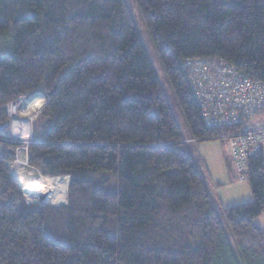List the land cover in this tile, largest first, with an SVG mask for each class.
<instances>
[{
  "label": "trees",
  "instance_id": "obj_1",
  "mask_svg": "<svg viewBox=\"0 0 264 264\" xmlns=\"http://www.w3.org/2000/svg\"><path fill=\"white\" fill-rule=\"evenodd\" d=\"M132 1L190 139L126 0H0V129L44 93L28 162L69 178L66 205L28 204L0 141V264H264V147L252 200L219 215L187 143L240 128L206 126L183 68L222 61L264 83V0Z\"/></svg>",
  "mask_w": 264,
  "mask_h": 264
},
{
  "label": "built area",
  "instance_id": "obj_2",
  "mask_svg": "<svg viewBox=\"0 0 264 264\" xmlns=\"http://www.w3.org/2000/svg\"><path fill=\"white\" fill-rule=\"evenodd\" d=\"M183 68L195 99L201 106L206 126L232 125L240 128L226 138L236 175L241 181L244 180L248 158L264 147V121L257 120V116L264 112V83L236 72L222 61L195 59L186 62ZM44 96L43 99L47 101ZM27 97H20L8 105L9 123L6 129H0V141L15 143L21 140L22 126L17 117L20 103ZM28 129L32 130L31 121Z\"/></svg>",
  "mask_w": 264,
  "mask_h": 264
},
{
  "label": "rangeland",
  "instance_id": "obj_3",
  "mask_svg": "<svg viewBox=\"0 0 264 264\" xmlns=\"http://www.w3.org/2000/svg\"><path fill=\"white\" fill-rule=\"evenodd\" d=\"M128 6L135 17L136 26L138 32L148 50V53L152 59V62L157 70L158 77L160 78L171 107L177 117V120L180 124V127L187 139H190V134L186 125V122L182 116V113L179 110V107L175 101V98L170 90V87L165 79L159 58L156 54V51L150 41V38L144 28L137 7L134 5L132 0H126ZM2 39H0L1 41ZM4 42H1L0 45L4 48ZM5 54L4 49L0 54ZM12 53V49L9 50V54ZM42 92L33 93L27 95L28 97L21 101V109L18 114L17 120L19 125H21L20 134L21 140H17L13 148L15 159L8 162V167L14 177L21 184L23 191L26 195V200L28 204L34 206H46L52 205L60 207L63 204L59 200L52 199L51 194L42 193L41 196L32 198L30 192L25 189H33L36 186V183L40 180L45 181L48 185L53 187H60V185L67 181L68 177H63L60 183L56 186L53 180L46 179L36 168L31 167L28 162V148L33 139V128L39 123V116L42 113L44 106L46 105V100H40L39 104H32L31 98L38 96ZM42 95V96H43ZM25 97V96H24ZM46 97V96H44ZM29 101V102H28ZM19 103V102H18ZM257 120L264 121V112L257 116ZM17 121V122H18ZM31 121L32 130L28 129V123ZM18 124V123H17ZM29 132L31 133V139H29ZM35 134V130H34ZM188 151L193 157V160L198 167L205 183L208 188L211 199L214 203L215 209L219 215L223 214V209L227 206L245 203L252 200V193L248 183V180L244 178L243 181L236 178V175L232 167V157L230 153V148L228 141L225 139L217 140H207V141H188ZM3 147V143L0 142V150ZM22 153V154H21ZM23 155V157H22ZM49 178V177H47ZM60 178V177H59ZM58 179V178H57ZM224 225L226 226L225 221L223 220ZM227 237L231 241L233 247L238 251L236 244L234 243L230 230H227Z\"/></svg>",
  "mask_w": 264,
  "mask_h": 264
},
{
  "label": "bare ground",
  "instance_id": "obj_4",
  "mask_svg": "<svg viewBox=\"0 0 264 264\" xmlns=\"http://www.w3.org/2000/svg\"><path fill=\"white\" fill-rule=\"evenodd\" d=\"M42 99L43 96L38 95L36 97L31 98V102L32 104H39L40 100ZM68 184L69 180L68 183L67 181L63 182L60 187H53L48 185L45 181L39 180L33 189L25 190L30 192L32 198L39 197L42 193H48L51 194L52 199H55L56 201L59 200L62 203H67Z\"/></svg>",
  "mask_w": 264,
  "mask_h": 264
},
{
  "label": "crops",
  "instance_id": "obj_5",
  "mask_svg": "<svg viewBox=\"0 0 264 264\" xmlns=\"http://www.w3.org/2000/svg\"><path fill=\"white\" fill-rule=\"evenodd\" d=\"M3 149V147L1 148V150ZM0 150V151H1ZM243 181V180H242ZM248 202V201H247ZM258 225L264 229V215L258 219Z\"/></svg>",
  "mask_w": 264,
  "mask_h": 264
},
{
  "label": "water",
  "instance_id": "obj_6",
  "mask_svg": "<svg viewBox=\"0 0 264 264\" xmlns=\"http://www.w3.org/2000/svg\"><path fill=\"white\" fill-rule=\"evenodd\" d=\"M51 94H52V93H51ZM51 94H50V95H51ZM6 127H8V126H6ZM14 152H15V151H12L13 154H14ZM60 178H61V177H60ZM66 204H67V203H63V204H61L60 206H64V205H66Z\"/></svg>",
  "mask_w": 264,
  "mask_h": 264
}]
</instances>
